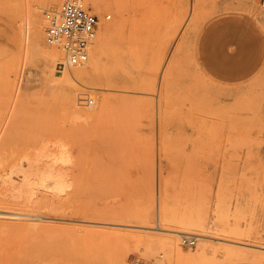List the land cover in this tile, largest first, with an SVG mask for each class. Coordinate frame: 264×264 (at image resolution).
<instances>
[{
	"label": "rangeland",
	"instance_id": "1",
	"mask_svg": "<svg viewBox=\"0 0 264 264\" xmlns=\"http://www.w3.org/2000/svg\"><path fill=\"white\" fill-rule=\"evenodd\" d=\"M62 1L0 0V264H264V0H85L59 70Z\"/></svg>",
	"mask_w": 264,
	"mask_h": 264
},
{
	"label": "built area",
	"instance_id": "2",
	"mask_svg": "<svg viewBox=\"0 0 264 264\" xmlns=\"http://www.w3.org/2000/svg\"><path fill=\"white\" fill-rule=\"evenodd\" d=\"M106 15L105 19H109ZM45 41L56 46L62 59L58 69L81 65L88 60L89 50L96 37L98 17L85 6V0H63L57 7L42 12ZM195 239L187 236L182 243L195 245ZM127 264H152L132 258Z\"/></svg>",
	"mask_w": 264,
	"mask_h": 264
},
{
	"label": "bare ground",
	"instance_id": "3",
	"mask_svg": "<svg viewBox=\"0 0 264 264\" xmlns=\"http://www.w3.org/2000/svg\"><path fill=\"white\" fill-rule=\"evenodd\" d=\"M54 3H57L59 0H52ZM92 6H93V9L96 11V12H100V7H99V5H100V1L99 0H92ZM103 5V4H102ZM117 12V11H116ZM104 25V24H103ZM111 28L109 27V26H101V32H103V33H107L109 30H110ZM45 38V37H44ZM96 38V37H95ZM94 41H95V39H94ZM94 41H93V43H94ZM32 45H34V46H36V44H37V33L36 32H34V34H33V36H32ZM46 42V41H45ZM93 43H92V45H91V48H90V50H89V56H90V53H91V50H92V46H93ZM46 44L49 46V47H51V48H56L55 50L58 52V53H60V55H62L61 54V52H60V50L56 47V46H52V45H49L47 42H46ZM52 55H54V63H58V61H60V59L59 58H56V55L54 54V53H52ZM89 56H88V59H89ZM88 61V60H87ZM86 61V62H87ZM85 62V63H86ZM76 65H74L73 67H75ZM71 67V66H70ZM65 154V153H64ZM35 159V158H34ZM22 160V159H21ZM25 160V159H24ZM34 161H36V159L35 160H33V162ZM24 162H26V160L24 161ZM23 163V162H22ZM21 163V164H22ZM36 163H37V161H36ZM50 163V162H49ZM29 164V163H28ZM20 165V164H19ZM23 165V164H22ZM36 165V164H35ZM21 166V165H20ZM47 166V165H46ZM53 166V165H52ZM51 166V167H52ZM54 167V166H53ZM47 169L49 170V168L47 167ZM46 170V169H45ZM48 170H46L47 172H43V173H48ZM53 171H54V169H52ZM51 170V171H52ZM57 170V168L55 169V171ZM60 170H61V168H60ZM67 170V169H66ZM18 171H21L20 169H18ZM41 171V170H40ZM62 171V170H61ZM68 171V170H67ZM22 172V171H21ZM57 172V171H56ZM56 172H54V173H56ZM65 172V171H64ZM20 174V173H19ZM48 174H50V173H48ZM58 174H61V173H58ZM58 174L56 173V175L58 176ZM65 174H66V172H65ZM21 175V174H20ZM33 175V170L31 169V168H29V169H25V171L22 173V176H21V178H22V185H20V186H18V187H15L14 186V189L16 190V192H17V197L19 198V197H21V198H23V200H25L26 202H30V201H32L31 200V193H30V195L28 194L29 192H32L31 190H29V192L28 191H26V192H28L27 194H28V196H26V197H23L22 196V189H23V186H24V188L25 187H30L31 186V182H30V178H31V176ZM44 175V174H43ZM47 175V174H46ZM18 176V175H17ZM49 176V175H48ZM54 176V175H53ZM60 176V175H59ZM57 177V178H55L54 177V179H56L55 181H56V184H57V186H59L58 184H62V181H61V179H60V177ZM19 177V176H18ZM49 178V177H48ZM66 178V177H65ZM44 179V178H43ZM50 179V178H49ZM53 179V178H52ZM42 180V179H41ZM66 180V179H65ZM33 182V181H32ZM49 182V181H48ZM68 182V181H67ZM53 183H54V181H53ZM63 183H66V182H63ZM45 184V183H44ZM53 185V184H52ZM64 185V184H63ZM55 186V185H54ZM53 186V187H54ZM66 186V185H65ZM60 187V189H62L61 188V185L59 186ZM31 189V188H30ZM55 189H58L57 187H55ZM59 190V189H58ZM25 192V191H24ZM25 193H23V195H24ZM16 196H14V197H16ZM8 201V200H7ZM31 203V202H30ZM11 212V211H10ZM66 212V211H65ZM1 213V212H0ZM18 213V212H17ZM21 213V212H20ZM27 213V212H26ZM20 217V216H19ZM18 217V218H19ZM12 218V217H11ZM191 224V223H190ZM176 233L177 234H179V233H185V232H182V231H176ZM197 236H199V237H205V236H203L202 234L201 235H198L197 234ZM233 242V241H232ZM259 248H262V249H264V246H260ZM123 263V256H118L115 260H114V263L113 264H122Z\"/></svg>",
	"mask_w": 264,
	"mask_h": 264
},
{
	"label": "crops",
	"instance_id": "4",
	"mask_svg": "<svg viewBox=\"0 0 264 264\" xmlns=\"http://www.w3.org/2000/svg\"><path fill=\"white\" fill-rule=\"evenodd\" d=\"M210 44H211V42H210ZM209 48H210V49H209V53H208V54H209V60H210V61L214 60V58H215L216 56H220L219 53L217 52V50L214 51V50L212 49V46H210Z\"/></svg>",
	"mask_w": 264,
	"mask_h": 264
}]
</instances>
